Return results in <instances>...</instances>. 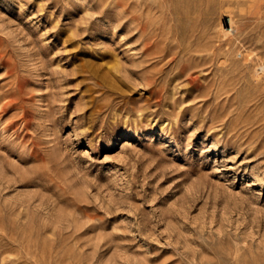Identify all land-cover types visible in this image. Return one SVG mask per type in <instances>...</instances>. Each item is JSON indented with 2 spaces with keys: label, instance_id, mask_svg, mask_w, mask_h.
<instances>
[{
  "label": "rangeland",
  "instance_id": "1",
  "mask_svg": "<svg viewBox=\"0 0 264 264\" xmlns=\"http://www.w3.org/2000/svg\"><path fill=\"white\" fill-rule=\"evenodd\" d=\"M0 264H264V0H0Z\"/></svg>",
  "mask_w": 264,
  "mask_h": 264
},
{
  "label": "bare ground",
  "instance_id": "2",
  "mask_svg": "<svg viewBox=\"0 0 264 264\" xmlns=\"http://www.w3.org/2000/svg\"><path fill=\"white\" fill-rule=\"evenodd\" d=\"M262 66V65H261ZM257 68H259V67H257ZM263 68V67H262ZM261 70V69H260ZM262 71V70H261Z\"/></svg>",
  "mask_w": 264,
  "mask_h": 264
}]
</instances>
